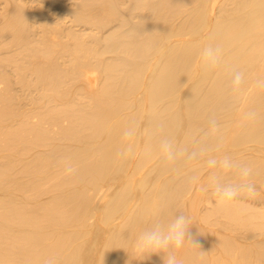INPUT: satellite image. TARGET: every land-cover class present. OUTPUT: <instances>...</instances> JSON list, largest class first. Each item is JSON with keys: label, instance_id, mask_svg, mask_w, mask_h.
<instances>
[{"label": "bare ground", "instance_id": "obj_1", "mask_svg": "<svg viewBox=\"0 0 264 264\" xmlns=\"http://www.w3.org/2000/svg\"><path fill=\"white\" fill-rule=\"evenodd\" d=\"M179 213L182 264H264V0H0V264H163L133 243Z\"/></svg>", "mask_w": 264, "mask_h": 264}, {"label": "clouds", "instance_id": "obj_2", "mask_svg": "<svg viewBox=\"0 0 264 264\" xmlns=\"http://www.w3.org/2000/svg\"><path fill=\"white\" fill-rule=\"evenodd\" d=\"M200 56L202 66L210 70L219 65L221 50L219 47L208 45L203 48ZM240 82L241 74L236 73L233 84L238 85ZM161 150L169 162L175 159V153L169 142H162ZM208 163L210 167L216 165L215 160H210ZM221 167L224 171L238 168L239 182H221V180L213 174L209 177L208 185L202 188V191H207L208 188L212 189V194L218 199L221 208L231 206L240 198L255 197V186L249 181V177L252 174V169L250 167L238 166L228 158H225L221 162ZM191 226L190 217L183 213L176 214L168 219H159L147 229L139 232L134 240L133 248L143 258L151 254H163V264H182V261L177 258L176 250L182 249L185 245L199 248L192 239L190 233ZM45 264H54V262L49 259Z\"/></svg>", "mask_w": 264, "mask_h": 264}]
</instances>
